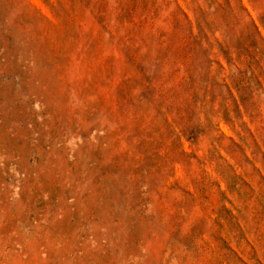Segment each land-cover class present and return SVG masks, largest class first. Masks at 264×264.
I'll return each mask as SVG.
<instances>
[{
    "label": "rangeland",
    "instance_id": "rangeland-1",
    "mask_svg": "<svg viewBox=\"0 0 264 264\" xmlns=\"http://www.w3.org/2000/svg\"><path fill=\"white\" fill-rule=\"evenodd\" d=\"M0 264H264V0H0Z\"/></svg>",
    "mask_w": 264,
    "mask_h": 264
}]
</instances>
